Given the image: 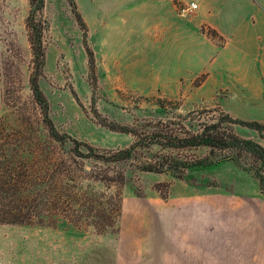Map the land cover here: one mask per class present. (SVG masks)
<instances>
[{
    "label": "rangeland",
    "instance_id": "rangeland-1",
    "mask_svg": "<svg viewBox=\"0 0 264 264\" xmlns=\"http://www.w3.org/2000/svg\"><path fill=\"white\" fill-rule=\"evenodd\" d=\"M75 1L83 21L68 0H46L45 7L49 28L39 83L61 132L115 150L135 137L101 122L182 120L188 130H197L223 113L264 122V108L256 114L240 99H226L223 92L204 101L195 95L200 79L190 83L186 67L196 47L186 39L182 52V44L165 42L171 36L158 27L166 18L149 9H161L159 2ZM29 9V0H0V161L30 159L32 144L49 142L30 88ZM88 50L95 58V74ZM178 55L183 58L182 78L162 70L167 61L176 63ZM221 82L228 79L217 77L215 84ZM232 128L240 137L264 145V134L257 130L240 124ZM182 153L203 159L210 149ZM231 155L239 158V165L231 159L198 165L182 178L121 165L126 185L91 183L97 191L121 194L114 232L78 228L65 220L53 226L0 223V264H264V161L236 149L216 150L210 157ZM84 163L86 168L94 166L91 160Z\"/></svg>",
    "mask_w": 264,
    "mask_h": 264
},
{
    "label": "trees",
    "instance_id": "trees-1",
    "mask_svg": "<svg viewBox=\"0 0 264 264\" xmlns=\"http://www.w3.org/2000/svg\"><path fill=\"white\" fill-rule=\"evenodd\" d=\"M68 1L78 20L83 21L76 1ZM29 3L26 28L33 56L30 88L40 107L49 142L48 145L32 144L30 159L0 161V223L53 226L65 220L78 228L91 226L99 233L114 232L121 214V194L97 191L91 183L107 188L126 185L128 178L122 168L119 170L121 165L182 178L187 169L198 165L227 159L239 165L237 156L211 158L216 150H246L264 161V145L240 137L232 128V124H240L263 135L264 122L234 118L229 113H223L216 122H203L197 130H188L182 120L178 123L172 120L136 122L133 125L101 122L112 130L131 133L135 137L127 147L115 150L100 149L61 132L50 115L48 98L39 83L46 62L45 35L49 28L46 0H29ZM87 53L90 71L95 74L93 52L88 50ZM202 146L210 149L206 158L188 157L182 153ZM142 151L147 152L142 154ZM85 160L93 161L94 166L86 168Z\"/></svg>",
    "mask_w": 264,
    "mask_h": 264
},
{
    "label": "crops",
    "instance_id": "crops-1",
    "mask_svg": "<svg viewBox=\"0 0 264 264\" xmlns=\"http://www.w3.org/2000/svg\"><path fill=\"white\" fill-rule=\"evenodd\" d=\"M152 1L162 5L161 9H149L166 18L158 27L171 36L165 42L182 44L189 39L196 47L186 67L190 69V83L200 79L195 95L204 101L223 92L226 99H240L246 107L254 108V113H260L264 108V0ZM192 2L196 4L194 10L183 14L181 8ZM182 45L184 52L186 45ZM182 59L178 55L176 63L167 61L162 70L175 71L181 77ZM217 77L227 78L228 83L216 85Z\"/></svg>",
    "mask_w": 264,
    "mask_h": 264
},
{
    "label": "built area",
    "instance_id": "built-area-1",
    "mask_svg": "<svg viewBox=\"0 0 264 264\" xmlns=\"http://www.w3.org/2000/svg\"><path fill=\"white\" fill-rule=\"evenodd\" d=\"M196 7V4L195 3H190L188 5H185L181 8V12L183 14H189L190 12H192L194 10V8Z\"/></svg>",
    "mask_w": 264,
    "mask_h": 264
}]
</instances>
